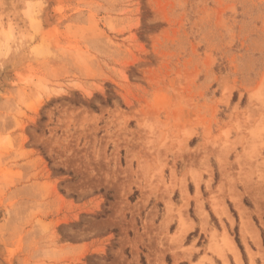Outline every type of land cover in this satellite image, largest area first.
<instances>
[{"label": "rangeland", "instance_id": "rangeland-1", "mask_svg": "<svg viewBox=\"0 0 264 264\" xmlns=\"http://www.w3.org/2000/svg\"><path fill=\"white\" fill-rule=\"evenodd\" d=\"M0 264H264V0H0Z\"/></svg>", "mask_w": 264, "mask_h": 264}, {"label": "bare ground", "instance_id": "bare-ground-1", "mask_svg": "<svg viewBox=\"0 0 264 264\" xmlns=\"http://www.w3.org/2000/svg\"><path fill=\"white\" fill-rule=\"evenodd\" d=\"M181 232H182V230H181ZM181 232H180V233H181ZM176 238H177V237H176ZM230 243H231V242H230ZM232 245H233V244H232ZM234 251H235V249H234ZM1 254H2V253H1ZM220 256H221V255H220ZM222 259H223V258H222ZM4 262H5V261H4ZM6 262H7V261H6Z\"/></svg>", "mask_w": 264, "mask_h": 264}]
</instances>
